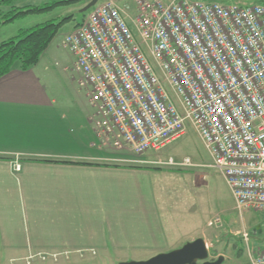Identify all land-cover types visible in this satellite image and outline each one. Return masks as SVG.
<instances>
[{
	"label": "built area",
	"instance_id": "built-area-1",
	"mask_svg": "<svg viewBox=\"0 0 264 264\" xmlns=\"http://www.w3.org/2000/svg\"><path fill=\"white\" fill-rule=\"evenodd\" d=\"M61 44L87 86L98 148L156 153L191 125L235 208L264 211V1L103 0ZM247 254L264 264V249Z\"/></svg>",
	"mask_w": 264,
	"mask_h": 264
},
{
	"label": "crops",
	"instance_id": "crops-1",
	"mask_svg": "<svg viewBox=\"0 0 264 264\" xmlns=\"http://www.w3.org/2000/svg\"><path fill=\"white\" fill-rule=\"evenodd\" d=\"M4 27L0 41L17 32ZM49 46L31 68L15 64L0 77V264L168 251L161 190L150 177L172 172L111 162L119 156L96 146L88 91L74 100L49 90Z\"/></svg>",
	"mask_w": 264,
	"mask_h": 264
},
{
	"label": "rangeland",
	"instance_id": "rangeland-1",
	"mask_svg": "<svg viewBox=\"0 0 264 264\" xmlns=\"http://www.w3.org/2000/svg\"><path fill=\"white\" fill-rule=\"evenodd\" d=\"M50 0H16L15 5H41ZM99 0L96 4L102 2ZM118 5L132 3V0H113ZM238 5H252L259 0H222ZM87 0H70L58 4L47 11L25 15L4 27L6 30L28 28L48 19L59 20L69 16L60 26L55 37L50 42L49 50L42 62L46 63L45 71L49 77V90L72 96L74 100L83 96L87 86L79 82L80 73L74 66L72 53L61 44L64 35L72 30L75 24L89 12H81ZM8 9L4 7V10ZM4 29V30H5ZM16 34V32H15ZM114 151L119 159L113 163L129 164L131 166L149 165L155 169L170 171L171 174L153 175L155 187L160 188L158 202L162 211L165 226L170 232L169 250L178 248L195 238H203L208 242V259L223 255L221 264H244L250 253L256 249H264V211L252 209L238 210L235 208L232 194L223 176L211 168V157L201 138L191 125H187L186 134L170 146L159 152L135 154L128 149L103 148ZM189 156L193 163L199 165L189 170L168 166H157L152 161L158 158L175 160ZM121 159V160H120ZM198 174L187 177L185 173ZM219 217L221 223L214 224L213 218ZM248 234V240L242 238V232ZM168 250V251H169ZM145 258L120 257L104 258L85 255L83 258L58 260L57 264H117L127 260H142ZM64 261V262H62ZM2 264H52L49 260L41 262L35 258L13 259Z\"/></svg>",
	"mask_w": 264,
	"mask_h": 264
},
{
	"label": "trees",
	"instance_id": "trees-1",
	"mask_svg": "<svg viewBox=\"0 0 264 264\" xmlns=\"http://www.w3.org/2000/svg\"><path fill=\"white\" fill-rule=\"evenodd\" d=\"M14 1L16 0H0V27L25 15L47 11L70 0H50L41 5H15ZM4 7L8 9L4 10ZM68 17L48 19L25 29L19 28L12 37L0 41V77L7 74L15 64L21 70L34 66Z\"/></svg>",
	"mask_w": 264,
	"mask_h": 264
},
{
	"label": "water",
	"instance_id": "water-1",
	"mask_svg": "<svg viewBox=\"0 0 264 264\" xmlns=\"http://www.w3.org/2000/svg\"><path fill=\"white\" fill-rule=\"evenodd\" d=\"M81 9L85 12L96 5L99 0H87ZM224 259L219 255L215 259H208V247L203 238H195L182 246L164 252H159L142 260H127L117 264H221Z\"/></svg>",
	"mask_w": 264,
	"mask_h": 264
}]
</instances>
